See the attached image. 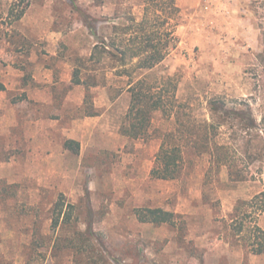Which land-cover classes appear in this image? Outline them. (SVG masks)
<instances>
[{"label":"rangeland","instance_id":"obj_1","mask_svg":"<svg viewBox=\"0 0 264 264\" xmlns=\"http://www.w3.org/2000/svg\"><path fill=\"white\" fill-rule=\"evenodd\" d=\"M120 2L0 0V264L24 261L36 226L54 240L61 208V219L72 211L71 228L99 239L108 264H264L249 233L237 232L241 223L264 230V206L254 198L264 194V0H176V47L131 79L164 82L178 112L155 111L143 138L120 130L131 99L123 66L89 60L96 39L82 12L98 21L99 34L115 36L125 15L142 16L141 0ZM77 69L88 87L73 83ZM215 98L251 107V115H223L216 136L234 174L191 149L178 178L153 177L159 135L198 131ZM253 198V206H236ZM146 207L175 212V223L140 222L136 211ZM40 251L38 264H76L69 251Z\"/></svg>","mask_w":264,"mask_h":264},{"label":"trees","instance_id":"obj_2","mask_svg":"<svg viewBox=\"0 0 264 264\" xmlns=\"http://www.w3.org/2000/svg\"><path fill=\"white\" fill-rule=\"evenodd\" d=\"M74 2V0H72ZM103 2L104 0H97ZM121 3L123 0H120ZM142 16L136 18L134 14L125 15L127 22H117L112 28L115 36L99 34L98 21L90 14L82 12L83 21L91 35L96 39L92 48L89 60L100 62L104 57L116 59L123 70L119 71L130 77L134 70H152L160 64L166 56L176 47L178 38L174 34L172 20L180 12L176 0H141ZM76 9L77 7L74 6ZM120 7V6H119ZM117 15L115 18H120ZM129 65V66H128ZM129 67V68H128ZM167 81H165L166 83ZM74 84H84L79 76V69L73 74ZM164 82L155 78L149 80L146 75L130 80L127 83V91L131 95L130 105L121 125V133L132 138H143L148 136L153 114L157 110L163 111L168 116L178 112L172 106L169 98V90L164 88ZM5 90V85L0 82V91ZM243 110L238 107L227 108L224 101L219 98L209 100L207 110L209 117L202 120L198 131L193 132L188 126L177 127L163 131L159 135L160 145L155 155L151 175L159 179H176L183 170L184 162L189 150L199 155L209 154L213 164L217 168L227 166L229 175L234 174L232 170V158L229 156L226 145L217 142L216 136L221 126L225 124L223 115L234 113L240 116L241 112L251 115V107L248 102L242 101ZM171 105V106H170ZM96 115V114H88ZM251 125L255 120L250 116ZM188 139L190 140L189 143ZM193 139V140H192ZM67 147H73L78 151L79 142L71 139L66 140ZM240 177V176H239ZM236 179L241 180V178ZM254 198H261L259 206H264V194L256 195ZM239 201L236 206H253L252 200ZM52 218L51 228L59 231L54 240L49 234L41 233L38 227H34L31 239L27 244V253L22 263L7 261L6 264H38L35 253L42 254L41 247L50 250L53 256L64 251L72 253L76 264H108L107 254L104 250L97 248L99 239L94 237L90 229L82 230L72 223V211L65 212L62 208ZM137 219L143 223L160 225L163 223L173 224L177 217L176 213L161 207L139 208L136 211ZM34 225H36L34 223ZM64 229L70 230V233ZM238 233L247 232L253 238L251 249L259 254L264 253V230L258 225L246 226L244 223L237 229ZM38 235L39 239L36 238ZM261 237V239H259Z\"/></svg>","mask_w":264,"mask_h":264},{"label":"crops","instance_id":"obj_3","mask_svg":"<svg viewBox=\"0 0 264 264\" xmlns=\"http://www.w3.org/2000/svg\"><path fill=\"white\" fill-rule=\"evenodd\" d=\"M97 117H98V116H96V117L93 116V117H91V120H93V118H97ZM93 121H94V120H93Z\"/></svg>","mask_w":264,"mask_h":264}]
</instances>
